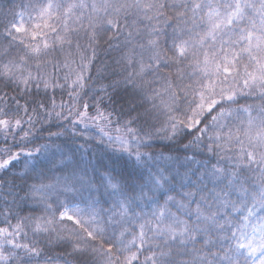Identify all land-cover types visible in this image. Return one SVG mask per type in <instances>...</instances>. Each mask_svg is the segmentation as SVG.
<instances>
[{
    "label": "snow or ice",
    "instance_id": "1",
    "mask_svg": "<svg viewBox=\"0 0 264 264\" xmlns=\"http://www.w3.org/2000/svg\"><path fill=\"white\" fill-rule=\"evenodd\" d=\"M18 7L0 8V264H264V0Z\"/></svg>",
    "mask_w": 264,
    "mask_h": 264
},
{
    "label": "trees",
    "instance_id": "2",
    "mask_svg": "<svg viewBox=\"0 0 264 264\" xmlns=\"http://www.w3.org/2000/svg\"><path fill=\"white\" fill-rule=\"evenodd\" d=\"M23 2H25V0H0V8H3L5 10L13 9V10H17L18 11L19 10L18 6L21 3H23ZM115 55H116V53H114V52L106 54L105 52L101 51L100 52V59L97 61V66H99L101 61H108L109 63H111L110 56H115ZM93 75H95V69H93ZM64 98L67 99L66 94H65ZM59 101H60V96L57 95V102L59 103ZM246 102L250 103L251 101L241 100L242 104L246 103ZM45 135H46V133H45ZM98 136H99L98 130L95 127H90L88 129V131L84 132V136L81 139H78L76 141V144L79 145V144L83 143L84 138L98 137ZM40 142L42 143L43 141H40ZM91 143L95 144L96 143L95 139H92ZM99 147H102V146H99ZM93 155H94V153L90 152L89 156L86 157V159L87 158H91ZM95 155L96 156H101L103 158V163L109 164V157H111L112 154L110 152H100L97 149V151L95 152ZM93 162L95 163V160ZM112 166L115 168L116 172H120L123 169V167H124V165L121 162L115 161L114 157H113V161H112ZM15 167L21 168L22 167V162H21L20 165H16Z\"/></svg>",
    "mask_w": 264,
    "mask_h": 264
}]
</instances>
